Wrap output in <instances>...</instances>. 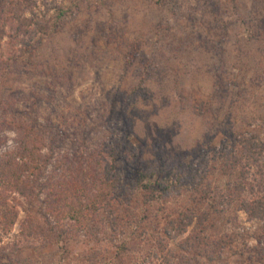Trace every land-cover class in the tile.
<instances>
[{
	"label": "rangeland",
	"instance_id": "obj_1",
	"mask_svg": "<svg viewBox=\"0 0 264 264\" xmlns=\"http://www.w3.org/2000/svg\"><path fill=\"white\" fill-rule=\"evenodd\" d=\"M30 2L38 4L40 20L58 7L65 17L38 46L33 69L11 76L0 97V154L41 126L49 131L44 139L67 136L44 186L50 177L76 178L57 164L84 154L83 140L107 155L128 143L139 161L127 152L117 165L122 180L115 194L130 203L105 202L83 224L65 218L68 208L47 188L33 204L22 200L14 227L1 235L0 264H161L155 254H174L180 264L178 249L196 238L220 243L215 247L228 264H264V220L249 219L235 204L236 186L257 184L256 192L264 186V0ZM26 7L19 11L29 16ZM245 142L260 147L256 159ZM110 165L108 158L103 167ZM203 175L215 191L195 205V178ZM140 183L159 194L148 196ZM94 188L82 184L81 195L102 202ZM53 190V197L60 193ZM185 208L196 216L187 233L156 239L151 221L162 223L163 209L177 215ZM206 213L212 214L204 220ZM124 242L133 249L116 258L115 246Z\"/></svg>",
	"mask_w": 264,
	"mask_h": 264
},
{
	"label": "trees",
	"instance_id": "obj_2",
	"mask_svg": "<svg viewBox=\"0 0 264 264\" xmlns=\"http://www.w3.org/2000/svg\"><path fill=\"white\" fill-rule=\"evenodd\" d=\"M30 1L32 0H0V97L5 92L11 76L16 75L19 78L28 74L31 68L33 69L38 46L43 44L46 37L56 32L59 23L65 17L63 8L58 7L54 11L53 17L45 18V15L43 16L44 20H40L39 12L36 11V9L39 10L38 4L36 3L33 6ZM232 1L235 2L236 0ZM22 4H27L26 11L29 12V16L20 14L19 10ZM252 36L256 38L257 35L252 34ZM259 37L257 40L261 42L262 39H259ZM36 128L30 127L28 133H22L21 141L18 142V146L13 152L4 155L0 154V238L2 233L6 234L14 227L21 212L22 200L33 204L36 201L35 199L45 192V188L50 190L49 195L54 198L58 206L64 205L68 208L63 210L64 217L78 224H83V221L87 222L90 214L103 210L105 202L110 204L116 202L119 204V200H125L124 202L130 203L125 195L123 197L115 194L116 191L120 192L118 185L121 184L122 180V175L118 172L117 165L126 159L124 156H126L127 152L130 153V159L137 163L139 161V153L136 152V149L130 150L129 144L124 142V145L118 149L111 146L113 150H111L110 155H107L105 150L102 149L91 150L88 141L83 140L79 144L81 145V150H85L84 154L79 153V157H76L73 163L68 157H63L59 159L57 164L59 168L72 169V172L76 173V178L61 182L58 181V178H61L58 175L57 177H50L51 183L49 186H44L42 185L44 174L48 171L49 166L53 165V161L56 163L57 160L54 159V154L58 150H62L66 144L67 136L61 133L49 135V139H44L46 131H49L43 127V130H41V126L39 130ZM255 147L249 146L247 142L242 145V148L248 152L247 154H250L254 159L261 154L260 147ZM258 149L259 151H257ZM47 151L49 153L45 154ZM108 158L111 159V165L107 169L106 166L105 168L103 167V164ZM189 175L193 180L194 176L191 171ZM180 178H183V176H180ZM195 180L197 181L194 185L190 202L200 205V203L210 200L215 190L213 189V182L209 180L207 175L199 176ZM82 184H85L86 187L94 186L96 197L98 201L102 200V202H91L87 194L82 196L81 193L85 194L87 192V189H85V192L80 189ZM57 186L60 188V191H58L60 193L53 197V189ZM139 187L142 191L143 189L146 190L148 196L152 198L159 194L151 184H141ZM256 187L257 184L252 185L251 183L249 185L236 186L238 191L237 199L239 200L235 204L238 205L239 211L244 212L249 219L261 221L264 220V186H260L257 189L259 193L258 191L256 192ZM88 189L91 190L90 187ZM242 194L250 195L252 199H244ZM228 204V206H231V202ZM213 208L214 212H220L217 209V205H214ZM187 210L185 208L176 215L163 209L162 214L166 216L164 217L165 220L162 223L156 219L151 221L155 238L167 237L168 239H174V237L186 234L187 229L193 226L196 221V216L189 214ZM211 214L206 213L203 219H209ZM111 224L115 226L116 223L112 221ZM93 236L96 238L97 245L103 244V241L98 239L99 234L97 232H94ZM204 239L196 238L193 242L188 239L181 245L178 250L184 254L180 255L182 257L180 264H228V260L215 247L216 245L220 247L221 244L216 242L215 245V241L210 243ZM115 248L117 252L116 258H121L127 254L130 255L129 250L133 249L126 242L120 246H115ZM155 255H153L154 258L161 264H174V261L177 260L174 254ZM0 257L4 258L5 256L0 255ZM6 258H9V255H6Z\"/></svg>",
	"mask_w": 264,
	"mask_h": 264
}]
</instances>
